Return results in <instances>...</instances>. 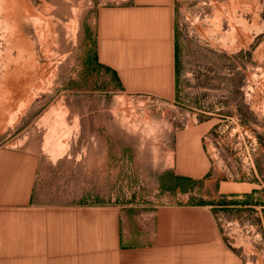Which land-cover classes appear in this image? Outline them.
I'll return each instance as SVG.
<instances>
[{
    "label": "rangeland",
    "instance_id": "1",
    "mask_svg": "<svg viewBox=\"0 0 264 264\" xmlns=\"http://www.w3.org/2000/svg\"><path fill=\"white\" fill-rule=\"evenodd\" d=\"M125 1L0 0V210L18 164L40 206L85 212L68 240L84 264H110L104 245L124 250L155 211L176 208L214 211L245 264H264V0H177L172 103L125 94L97 63L96 11ZM185 129L202 131L211 170L200 186L166 170ZM236 186L246 191L223 190ZM114 213L100 234L94 219ZM0 254L13 264V249Z\"/></svg>",
    "mask_w": 264,
    "mask_h": 264
},
{
    "label": "crops",
    "instance_id": "2",
    "mask_svg": "<svg viewBox=\"0 0 264 264\" xmlns=\"http://www.w3.org/2000/svg\"><path fill=\"white\" fill-rule=\"evenodd\" d=\"M93 31L97 63L115 77L125 94L165 103L181 99L177 0H129L99 7ZM202 139L199 129L181 131L177 135L175 161L166 170L175 177L200 182V186L211 170ZM4 163L7 169L12 166ZM14 169L18 182L11 183L13 198L5 204L9 209L0 210V251L13 249V264H71L70 259L73 264H84V249L77 247L71 257L68 240L71 228L79 232L80 223L84 227L85 212H72L83 216L74 220L70 209L40 206L34 200L32 180L23 183L18 164ZM245 189L223 188L230 193ZM114 214L94 219L100 234L101 223L117 224ZM71 218L77 223L71 225ZM153 218L140 234H127L124 250L109 244L102 247L110 264H245L240 253L225 241L214 211L158 209ZM60 233L66 235L67 242L59 241ZM119 255L126 256L125 260ZM9 262L0 254V264Z\"/></svg>",
    "mask_w": 264,
    "mask_h": 264
},
{
    "label": "trees",
    "instance_id": "3",
    "mask_svg": "<svg viewBox=\"0 0 264 264\" xmlns=\"http://www.w3.org/2000/svg\"><path fill=\"white\" fill-rule=\"evenodd\" d=\"M168 176L172 177L174 181L178 182V184H182L183 183H187L190 187H195L197 186L198 184H200V182H196V181H193L192 179H186V178H178V177H175L171 174H169ZM184 185V184H183ZM178 186L175 184L173 185V187H170L169 185H164V188L168 191H174ZM199 206H204V205H207L206 203L204 202H199L198 203Z\"/></svg>",
    "mask_w": 264,
    "mask_h": 264
}]
</instances>
